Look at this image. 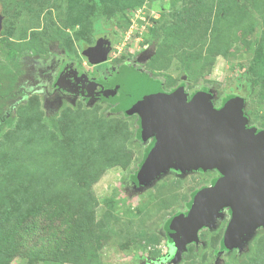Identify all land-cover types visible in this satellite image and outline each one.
Returning a JSON list of instances; mask_svg holds the SVG:
<instances>
[{
	"label": "rangeland",
	"instance_id": "1",
	"mask_svg": "<svg viewBox=\"0 0 264 264\" xmlns=\"http://www.w3.org/2000/svg\"><path fill=\"white\" fill-rule=\"evenodd\" d=\"M0 14V208L20 200L0 224V264H264V223L220 250L228 210L180 252L173 220L223 175L144 178L154 145L134 111L156 87L203 94L215 111L239 98L244 127L264 131V0H0ZM102 32L112 50L94 69L112 89L85 100L61 81L97 78L83 52ZM17 216L38 224L21 246L5 234Z\"/></svg>",
	"mask_w": 264,
	"mask_h": 264
},
{
	"label": "water",
	"instance_id": "2",
	"mask_svg": "<svg viewBox=\"0 0 264 264\" xmlns=\"http://www.w3.org/2000/svg\"><path fill=\"white\" fill-rule=\"evenodd\" d=\"M3 17L0 15V34ZM110 42L99 37L84 51L90 65L108 60ZM243 102L230 100L215 111L203 94L187 102L182 91L163 94L158 87L142 90L134 111L142 120L143 135L155 139L142 171L144 178L168 168L180 170L217 168L223 179L199 191L187 215L171 224L175 241L196 242L197 231L213 227L223 210H230L224 246L238 248L245 233L264 223V131L245 128Z\"/></svg>",
	"mask_w": 264,
	"mask_h": 264
},
{
	"label": "flooded vegetation",
	"instance_id": "3",
	"mask_svg": "<svg viewBox=\"0 0 264 264\" xmlns=\"http://www.w3.org/2000/svg\"><path fill=\"white\" fill-rule=\"evenodd\" d=\"M3 23H4V16H3ZM2 29H3V27H2ZM2 31H1V33H2ZM0 36H1V34H0ZM101 36H103V39H105V40L107 39L110 42V47H111L110 52H109V54H110L111 50H112L113 37H112V35H110L109 32H102L101 34H96L95 39H94V44L89 46L87 49L94 46L96 41L98 40V38ZM86 50H84V51H86ZM85 59L87 61L86 57H85ZM106 62H108V60ZM87 63H88V61H87ZM90 66L94 69V65H90ZM94 71H95V69H94ZM95 73L97 75V78L90 77L89 75L84 74L80 70H72L71 72H68V73L66 72V79H64V81H61V82L64 84V86L66 88H68V89L73 88L75 90L74 95H76V96H80L85 100H87L89 97H92L93 99L98 100V99H100V97L109 93V91L112 88L109 87L107 84V81L109 80L108 76H110V75L106 74L107 73L106 70H105V72H96L95 71ZM138 118H139V116H138ZM151 140H152V142L150 143V145L152 147L155 143V139L152 138ZM225 210H228L230 212L229 209H224V211ZM226 225H227V223H226ZM226 225H225L223 231L225 230Z\"/></svg>",
	"mask_w": 264,
	"mask_h": 264
},
{
	"label": "trees",
	"instance_id": "4",
	"mask_svg": "<svg viewBox=\"0 0 264 264\" xmlns=\"http://www.w3.org/2000/svg\"><path fill=\"white\" fill-rule=\"evenodd\" d=\"M102 5H98L97 6V10H96V14H94L95 16L94 17H92V21L96 24L97 23V21L99 20V18H100V16H101V12H102ZM197 13V14H196ZM200 16H199V13H198V11L197 12H194V11H192L191 13H190V15L188 16V18H183L184 20H188V21H191V20H193V19H197V18H199ZM98 24V23H97ZM146 81L144 80H140V81H138L136 84H134L133 86H132V91L135 93V95H136V93L138 92V90L136 89L137 87H139V86H141L142 84H144ZM133 87L135 88V89H133ZM136 97V96H135ZM128 113H130L129 112V110H128ZM151 148V145L149 146V148L147 149V152H149V149ZM148 154V153H147ZM147 154L145 155V157H144V159H143V161H142V163H141V166L143 167V165H144V163H145V159H146V157H147ZM138 174V173H137ZM137 174H136V177H137V179L139 180V177L137 176ZM139 174H140V170H139ZM18 201L20 202V200H19V198H18V196H16V198L11 202V204L9 205V206H3V207H1L0 208V224L1 225H3L4 223H8L9 221H10V219H11V217H12V215H13V212H14V209H16L17 207H18ZM188 213V212H187ZM187 213H186V215H187ZM31 214V213H30ZM30 220V223L27 225V228L29 229V232H26V233H24V232H22L21 231V223L24 221V220ZM28 219H26V218H23L22 217V219L20 218V217H16L15 218V222H14V225H13V228H11L10 229V231L9 232H5V234L6 235H9L8 237H10V238H13V240H14V242L15 243H17L18 245H22L21 244V242H22V240H23V238L25 237V236H28V237H30V235H34V233L36 232V230H37V227H38V224H37V222H36V220H34L31 216L28 218ZM229 220H230V217H229ZM229 220H228V222H229ZM228 222H227V224H228ZM168 225H169V223H168ZM227 226V225H226ZM167 228V227H166ZM226 229V228H225ZM27 229L25 228V230L24 231H26ZM224 232H225V230L223 231V234H222V236L220 237V242H221V248H220V250L221 249H223V248H225V246H224V241H223V237H224ZM23 233V234H22ZM0 240H1V237H0ZM217 252H219V251H217ZM229 252V254H231V250H229L228 251Z\"/></svg>",
	"mask_w": 264,
	"mask_h": 264
},
{
	"label": "clouds",
	"instance_id": "5",
	"mask_svg": "<svg viewBox=\"0 0 264 264\" xmlns=\"http://www.w3.org/2000/svg\"><path fill=\"white\" fill-rule=\"evenodd\" d=\"M2 16V15H1ZM3 17V16H2ZM3 30V29H2ZM224 211V210H223Z\"/></svg>",
	"mask_w": 264,
	"mask_h": 264
}]
</instances>
